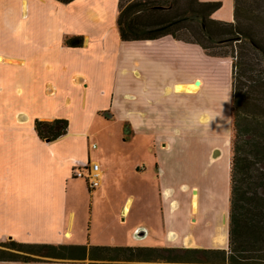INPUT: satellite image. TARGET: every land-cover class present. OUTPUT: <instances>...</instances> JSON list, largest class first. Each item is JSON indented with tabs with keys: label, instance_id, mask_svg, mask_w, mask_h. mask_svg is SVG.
<instances>
[{
	"label": "crops",
	"instance_id": "0c3cea01",
	"mask_svg": "<svg viewBox=\"0 0 264 264\" xmlns=\"http://www.w3.org/2000/svg\"><path fill=\"white\" fill-rule=\"evenodd\" d=\"M202 1L222 2L213 18L234 21V0ZM119 2L0 0V243L74 245L71 241L77 233L89 232L83 230V185L74 174L94 163L90 132L95 120L102 118L123 124L133 139L152 138L153 147L161 151L170 149L163 129L172 130L171 136L189 135L196 127L210 135L226 131L223 147L211 148L199 160H187L184 170L179 165L165 169L159 154L152 168L161 178L166 176L172 195L166 218L176 221L183 214L190 226L206 227L212 224V214H219L214 231L206 229L202 239L178 233L183 240L167 246L228 250L231 77L224 73L216 84L192 71L197 59L206 65L223 60L226 70L230 60L211 57L201 46L172 36L122 41L117 27ZM227 3L228 13L223 14ZM79 36L84 38L82 47L65 46L67 37ZM57 119L68 120L67 134L52 142L41 140L35 122ZM182 161L176 157L177 163ZM141 163L136 164L139 174L148 169ZM204 165L206 169L199 172ZM133 200L128 198L124 212Z\"/></svg>",
	"mask_w": 264,
	"mask_h": 264
},
{
	"label": "trees",
	"instance_id": "16d2710c",
	"mask_svg": "<svg viewBox=\"0 0 264 264\" xmlns=\"http://www.w3.org/2000/svg\"><path fill=\"white\" fill-rule=\"evenodd\" d=\"M69 4L75 0H56ZM234 21L213 18L222 2L202 0H120L117 27L122 41L172 36L197 44L216 58H231L233 128L229 246L226 249L113 247L0 243L1 262L38 263L45 259L94 264H264V138L253 116V86H264V0H234ZM65 46L82 47L84 38L67 37ZM69 122L37 120L43 141L67 134Z\"/></svg>",
	"mask_w": 264,
	"mask_h": 264
},
{
	"label": "rangeland",
	"instance_id": "374dc122",
	"mask_svg": "<svg viewBox=\"0 0 264 264\" xmlns=\"http://www.w3.org/2000/svg\"><path fill=\"white\" fill-rule=\"evenodd\" d=\"M228 10L227 3L223 14L228 13ZM223 59L232 61L231 58ZM222 61L217 62L218 64L208 63V66L202 60L197 59L192 72L199 77L211 78L216 84L226 73L228 77H231V93L233 95L232 62L228 61L230 63L229 73L221 66ZM253 93V116L262 130L264 138V86H253ZM99 96L98 102L102 103L103 98ZM105 117L108 118L109 115H105ZM127 131L123 124L102 118H97L93 123L90 132L92 162L101 166L103 177L100 187L95 188V191L89 189L92 192L88 190L84 180H79L83 185L84 192L82 201L84 219L82 216V221L84 220L85 228L83 230L89 232L86 234L82 232L80 236L77 233L78 237L75 236L71 243L92 246L171 248L167 245L183 240L178 236V233H190L202 239V233L206 229L214 231V227L219 221L218 213L212 214V224L206 225V227H203L202 223L199 226H190L189 223H186V216L183 214H178V217L175 218L176 221L166 218L170 213L169 206L172 195L165 183L166 176L163 175L161 178L152 166L155 165V156L159 154L161 164L165 169L179 165V169L184 170V165L188 164L187 160L193 157L199 160V157L209 155L211 148L223 147L226 131L220 130L210 135L200 127H196V130L189 135L171 136L172 130L163 129L161 131L170 138V149L167 151L154 148L152 138L133 139L130 137L129 129ZM176 157L180 160L184 159V161L177 163ZM204 162L202 163L204 164ZM140 163L145 164L148 168L141 174L136 170V164ZM204 169H206V165L199 169V172ZM194 193L195 191H193ZM129 197H133L134 200L130 209L128 208L127 212H124ZM227 206L230 209V201ZM163 208L164 219H161ZM223 226L225 229L227 228L224 216Z\"/></svg>",
	"mask_w": 264,
	"mask_h": 264
},
{
	"label": "built area",
	"instance_id": "2783aa9c",
	"mask_svg": "<svg viewBox=\"0 0 264 264\" xmlns=\"http://www.w3.org/2000/svg\"><path fill=\"white\" fill-rule=\"evenodd\" d=\"M99 173H101L100 165L90 163L85 168L77 170L74 176L77 179H85L89 189L94 190L99 187L102 182V176H100Z\"/></svg>",
	"mask_w": 264,
	"mask_h": 264
},
{
	"label": "bare ground",
	"instance_id": "6f19581e",
	"mask_svg": "<svg viewBox=\"0 0 264 264\" xmlns=\"http://www.w3.org/2000/svg\"><path fill=\"white\" fill-rule=\"evenodd\" d=\"M99 175L102 176V173H99ZM194 195H196V193Z\"/></svg>",
	"mask_w": 264,
	"mask_h": 264
},
{
	"label": "water",
	"instance_id": "95a60500",
	"mask_svg": "<svg viewBox=\"0 0 264 264\" xmlns=\"http://www.w3.org/2000/svg\"><path fill=\"white\" fill-rule=\"evenodd\" d=\"M200 84V82H197L196 85L198 86Z\"/></svg>",
	"mask_w": 264,
	"mask_h": 264
}]
</instances>
